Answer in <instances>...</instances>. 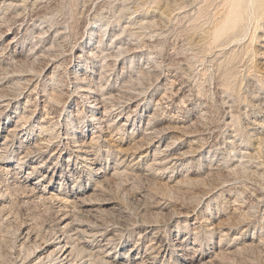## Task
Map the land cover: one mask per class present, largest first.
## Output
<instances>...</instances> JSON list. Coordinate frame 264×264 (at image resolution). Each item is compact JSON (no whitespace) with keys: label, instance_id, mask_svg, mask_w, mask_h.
Here are the masks:
<instances>
[{"label":"rangeland","instance_id":"1","mask_svg":"<svg viewBox=\"0 0 264 264\" xmlns=\"http://www.w3.org/2000/svg\"><path fill=\"white\" fill-rule=\"evenodd\" d=\"M0 57V166L59 194L0 169V264L56 246L60 203L123 264H264V0H0Z\"/></svg>","mask_w":264,"mask_h":264},{"label":"bare ground","instance_id":"2","mask_svg":"<svg viewBox=\"0 0 264 264\" xmlns=\"http://www.w3.org/2000/svg\"><path fill=\"white\" fill-rule=\"evenodd\" d=\"M2 57V56H1ZM0 57V58H1ZM47 69L50 68L49 64H47L46 66ZM56 68V67H55ZM54 69V68H53ZM11 79V78H10ZM30 80V79H29ZM4 86V85H3ZM11 87V86H10ZM35 87V86H34ZM2 87L0 86V89ZM5 88V87H4ZM18 88V87H17ZM83 88V86H82ZM33 89V88H32ZM87 89V88H86ZM83 88V91L85 92H89L88 90H86ZM2 91V90H1ZM14 91V90H13ZM60 93V92H59ZM63 94V93H62ZM57 95V94H56ZM62 96V95H61ZM28 99H26L28 102H29V96H27ZM26 97V98H27ZM2 99V98H1ZM43 101V100H42ZM55 101V100H54ZM98 101V100H97ZM44 102V101H43ZM11 103V98H4L2 101H1V105H10ZM46 104V102H45ZM45 106V105H44ZM97 107H101L102 106H96ZM103 109L105 112L109 111V110H106L107 107L103 105ZM99 117L94 114V116L91 118V121L93 122V120H98ZM45 120H42L40 126L45 129L46 128V123L44 122ZM48 121V120H47ZM174 122H179V119L178 121L176 119L173 120ZM172 122V121H171ZM181 122V121H180ZM94 123V122H93ZM173 124V123H172ZM180 125V123H179ZM120 126V125H119ZM175 126V125H174ZM121 127V126H120ZM148 127V126H147ZM152 129H154L153 127H150ZM176 128V127H175ZM155 130V129H154ZM17 131V125H14L11 129H9L8 133H12V132H15ZM155 131L151 130L150 134H153ZM14 134V133H13ZM12 134V135H13ZM67 138V137H66ZM43 139V138H42ZM11 140V139H10ZM46 140V139H45ZM8 141V138L5 137L4 138V141L1 143L2 145L0 146V159L1 158H4L5 155L2 154L4 152L3 150V147H4V144L5 142ZM153 141V140H152ZM41 142V141H40ZM158 144L155 146V149L156 150H159L158 146H159V141H157ZM43 143V141H42ZM35 144V143H34ZM37 144V143H36ZM41 144V143H40ZM45 144V143H44ZM151 145V144H150ZM169 145L170 144H165L163 145V148L161 149V151H166L168 150L169 148ZM36 146V145H35ZM39 146V145H37ZM48 146V145H47ZM162 146V145H160ZM44 147H46L45 145L43 146V149ZM6 148V147H4ZM42 147H40L41 149ZM47 148V147H46ZM85 151V150H84ZM25 156H22L20 157L21 159H23ZM176 158V156H175ZM2 162V161H1ZM6 162V161H5ZM18 163H23V161H18ZM45 163V162H44ZM44 163L42 162H37L35 164L32 165L31 169L28 170L27 174L23 176V179H22V176L20 177L19 174L20 172L17 171L18 167H15L13 168V172L12 170H9L7 168H5V166L3 167L2 165L0 166V169L2 170V168L4 169H7L9 170V174H10V178H11V183L13 184H16L17 186H19V188H21L22 190L24 189L25 193H23V197L24 198H38L40 200H43V201H50L55 199H58V195L57 193L53 192V191H50V190H46V187H47V183L44 184L45 185V188L43 190H39L37 191L36 190V187L34 185H30V184H27L26 182V179L28 178V174L32 175L35 171L39 172V170L43 167ZM93 163V161H92ZM8 164V163H7ZM2 170V171H5V170ZM0 170V171H1ZM48 173L51 172V175L49 177L48 173L44 172L43 174H41L38 179H36V181H34L32 184H36L37 182H39L40 180H44L46 177H49V180L47 182H51L53 177L56 176V169L53 168V170H50L49 168L47 169ZM61 174V173H60ZM69 175V174H68ZM66 176V175H65ZM64 179V178H63ZM68 178H65V180H67ZM10 181V180H9ZM51 184V183H50ZM49 184V185H50ZM89 184V183H88ZM15 185V186H16ZM67 190V189H66ZM72 192V190H70ZM23 192V191H22ZM63 192V191H62ZM69 192V193H71ZM63 194V193H61ZM65 194V193H64ZM22 195V194H21ZM67 195V194H66ZM68 196V195H67ZM57 197V198H55ZM70 198L69 202L74 204L75 206L77 205V207L80 208V211L82 212H96L99 210V205H96L95 202L92 201V199L90 200L88 198V196L85 194L80 196L79 195H76V196H68ZM62 201L65 199H62L61 197H59ZM59 199V200H60ZM68 199V198H67ZM39 200V201H40ZM38 201V200H37ZM58 201V200H57ZM66 201V200H65ZM42 202V201H41ZM67 202V201H66ZM65 202V203H66ZM49 203V202H48ZM56 203V202H55ZM59 203V202H58ZM100 204V203H98ZM2 205V204H1ZM67 205V204H65ZM65 205L64 203L63 204H59L58 206L55 207V217H56V223H55V230L57 233H59L60 235L57 237V244L56 246L53 248V249H46V250H41L36 256H35V261L32 262L31 264H37V262L40 263V261H43V264H77L79 261H81L82 257H83V254H86L84 256H95V255H99L103 250L104 251H107V254H103V256L101 255V257L103 258L102 261L106 262L107 264H123V262L120 263V261L118 260L117 257H113L110 259V255L108 256V254L110 253V250L112 249L109 244H111L112 240H113V236L111 237H107L106 239L104 238L107 234H108V231H107V228L106 227H103L101 225H96V227L92 228V227H89V225L87 226L83 221L84 220H81L80 218H76L75 217V214L72 213L71 210L69 209H66L65 208ZM72 205V206H74ZM4 206V205H3ZM70 205L68 204V207ZM54 207V206H53ZM69 208H72V207H69ZM96 214V213H95ZM2 215V213H1ZM54 217V218H55ZM83 217V216H82ZM93 220V219H92ZM97 220V219H96ZM93 222V221H92ZM95 224V223H94ZM102 224V223H100ZM105 226V225H104ZM107 226V225H106ZM55 232V233H56ZM88 232V234L86 235L87 237L86 238H83L81 235L83 233H86ZM56 233V234H57ZM29 235V234H27ZM58 235V234H57ZM74 243V245L70 248V245H68V243ZM158 241H156L157 243ZM151 245V244H150ZM167 245V244H166ZM158 246L159 247H163L164 244L160 245V243H158ZM149 247V246H148ZM153 247V246H152ZM2 251V250H1ZM0 251V253H2ZM43 251V252H42ZM115 252V251H114ZM118 253V252H117ZM116 253V254H117ZM115 256V255H114ZM142 256V255H141ZM2 257V255H1ZM99 257V256H98ZM138 256L134 255L131 260L132 262L134 261L135 258H137ZM147 258L148 255H145L144 257H140L139 260H135V263L134 264H142L144 262V258ZM94 258V257H93ZM97 258V257H96ZM151 259V258H150ZM154 259V258H153ZM1 260V259H0ZM101 261V262H102ZM24 262V261H23ZM26 262V261H25ZM76 262V263H75ZM146 262V261H145ZM151 262H154L151 261ZM2 263V262H1ZM103 263V262H102ZM193 263V258L191 256H185L182 263L181 264H192ZM13 264H16L15 262ZM23 264V263H22ZM82 264V263H81ZM151 264V263H150Z\"/></svg>","mask_w":264,"mask_h":264}]
</instances>
